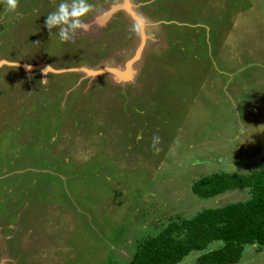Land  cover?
<instances>
[{
  "label": "rangeland",
  "instance_id": "obj_1",
  "mask_svg": "<svg viewBox=\"0 0 264 264\" xmlns=\"http://www.w3.org/2000/svg\"><path fill=\"white\" fill-rule=\"evenodd\" d=\"M121 1L89 0L66 43L44 26L61 0L0 3V264H127L169 221L249 197H199L196 179L264 165V0H128L135 16L104 18Z\"/></svg>",
  "mask_w": 264,
  "mask_h": 264
},
{
  "label": "trees",
  "instance_id": "obj_2",
  "mask_svg": "<svg viewBox=\"0 0 264 264\" xmlns=\"http://www.w3.org/2000/svg\"><path fill=\"white\" fill-rule=\"evenodd\" d=\"M236 188H247L249 197L203 208L189 218L169 221L159 232L138 242L127 264H175L192 251H202L196 257V264H235L246 244H256V251H261L264 247V165L250 173L204 174L191 186L192 192L202 198ZM214 241L221 244L208 249Z\"/></svg>",
  "mask_w": 264,
  "mask_h": 264
},
{
  "label": "clouds",
  "instance_id": "obj_3",
  "mask_svg": "<svg viewBox=\"0 0 264 264\" xmlns=\"http://www.w3.org/2000/svg\"><path fill=\"white\" fill-rule=\"evenodd\" d=\"M0 3L3 4L5 12L19 15V0H0ZM93 7L89 0H61L55 10L47 14L44 26L51 36L55 29L62 43L74 42L78 33L89 31L90 25L87 18L93 11ZM153 139L156 142L159 138Z\"/></svg>",
  "mask_w": 264,
  "mask_h": 264
},
{
  "label": "water",
  "instance_id": "obj_4",
  "mask_svg": "<svg viewBox=\"0 0 264 264\" xmlns=\"http://www.w3.org/2000/svg\"><path fill=\"white\" fill-rule=\"evenodd\" d=\"M126 10V11H128V12H130V13H132L133 14V16H135V12L133 11V9L131 8V5H130V3H128V0H122L121 1V3L120 2H118V3H116V5H114V6H112V7H110V9L108 10V12H106L105 14V16H104V18H106V17H108V15L110 14H113L114 12H116V11H118V10ZM131 9V10H130ZM137 56V55H136ZM136 56H134L133 58H131L130 60H128V61H126L127 62V64H126V67L125 68H127V66H131V63L133 62V60L136 58ZM2 62H4V61H0V65H1V63ZM125 62V63H126ZM18 65H20V66H22L23 68H25V69H40L41 71H45V70H43V68H46V67H48V65H42L43 67H39V66H30V65H26L25 63H18ZM49 68V67H48ZM47 68V69H48ZM46 69V70H47ZM107 70L103 67V68H101L100 70H97V71H95V70H88V73H90V74H92V73H95V74H99V73H104V72H106ZM110 72H112V73H114L115 75H121V73H123V72H125V70H122V69H119V68H111V70H110ZM128 77V76H127ZM123 79H124V77H122ZM118 79H121V78H118Z\"/></svg>",
  "mask_w": 264,
  "mask_h": 264
},
{
  "label": "bare ground",
  "instance_id": "obj_5",
  "mask_svg": "<svg viewBox=\"0 0 264 264\" xmlns=\"http://www.w3.org/2000/svg\"><path fill=\"white\" fill-rule=\"evenodd\" d=\"M47 68V67H46ZM43 69H45V68H43Z\"/></svg>",
  "mask_w": 264,
  "mask_h": 264
}]
</instances>
